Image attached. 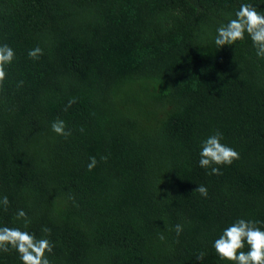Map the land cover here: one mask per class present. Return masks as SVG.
Wrapping results in <instances>:
<instances>
[{"label":"trees","instance_id":"obj_1","mask_svg":"<svg viewBox=\"0 0 264 264\" xmlns=\"http://www.w3.org/2000/svg\"><path fill=\"white\" fill-rule=\"evenodd\" d=\"M243 3L264 14V0H0V46L15 53L0 227L48 239L50 264H231L214 249L223 230L264 231V58L247 34L215 44ZM217 132L239 158L209 175L200 151ZM0 264L22 261L9 248Z\"/></svg>","mask_w":264,"mask_h":264},{"label":"clouds","instance_id":"obj_2","mask_svg":"<svg viewBox=\"0 0 264 264\" xmlns=\"http://www.w3.org/2000/svg\"><path fill=\"white\" fill-rule=\"evenodd\" d=\"M236 18L231 19L227 24L217 29L215 44L222 48L225 45H233L245 38V34L251 38L253 46L256 49V55L264 58V14L259 12L253 5L243 3L235 13ZM29 58L36 59L42 55L39 47L29 50ZM15 53L8 45L0 46V83L6 78L5 66L10 65L14 60ZM76 101H68L67 107H71ZM52 130L58 135H69L65 131L63 120H57L52 125ZM222 135L217 132L209 136L203 143L200 151L199 166L204 169L211 168L209 175H221L219 167L231 165L234 160L239 158L238 153L229 146L221 143ZM106 160V157H101ZM95 157L90 158L87 165L89 171L96 167ZM216 165V166H213ZM201 196L207 197V188L199 185L196 189ZM5 211L9 205L8 198L5 196L0 200ZM17 219H23L25 228L28 221L26 213L19 210ZM182 226H176V233L182 232ZM43 232L50 234L51 230L47 227ZM163 239V236H161ZM247 245L248 250L242 251ZM9 248L18 252L22 264H50L46 253H51L53 245L46 238L37 239L34 234L20 228L0 227V251L8 252ZM214 249L221 260L231 262V264H264V231L257 227V222L240 219L231 226L225 228L218 239L214 241ZM204 253H200L197 259L203 261Z\"/></svg>","mask_w":264,"mask_h":264}]
</instances>
